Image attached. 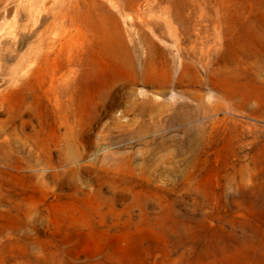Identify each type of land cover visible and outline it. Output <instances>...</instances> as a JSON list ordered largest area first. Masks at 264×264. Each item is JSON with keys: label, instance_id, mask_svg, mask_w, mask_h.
<instances>
[{"label": "rangeland", "instance_id": "1", "mask_svg": "<svg viewBox=\"0 0 264 264\" xmlns=\"http://www.w3.org/2000/svg\"><path fill=\"white\" fill-rule=\"evenodd\" d=\"M0 264H264V0H0Z\"/></svg>", "mask_w": 264, "mask_h": 264}, {"label": "bare ground", "instance_id": "2", "mask_svg": "<svg viewBox=\"0 0 264 264\" xmlns=\"http://www.w3.org/2000/svg\"><path fill=\"white\" fill-rule=\"evenodd\" d=\"M195 1V0H194ZM168 5V4H167ZM170 6V5H169ZM170 10V9H169ZM199 13V12H198ZM202 14H203V12H202ZM201 16V15H200ZM208 16V15H207ZM204 17V16H203ZM221 21H220V19L218 18L217 19V23H220ZM214 23H216V22H214Z\"/></svg>", "mask_w": 264, "mask_h": 264}]
</instances>
